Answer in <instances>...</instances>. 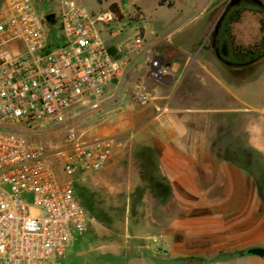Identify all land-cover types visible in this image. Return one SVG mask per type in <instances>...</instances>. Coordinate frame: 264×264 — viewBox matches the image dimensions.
<instances>
[{"label":"built area","instance_id":"2783aa9c","mask_svg":"<svg viewBox=\"0 0 264 264\" xmlns=\"http://www.w3.org/2000/svg\"><path fill=\"white\" fill-rule=\"evenodd\" d=\"M54 12L59 38L49 36L51 22L34 0L0 2V264H63L67 245L91 227L76 180L102 169L114 153L112 136L87 138L74 128L59 146L30 136L65 123L79 108H99L129 60L116 57L102 36V26L116 34L113 10L59 0ZM142 40L136 37L137 47ZM146 60L156 82L172 72L161 58ZM153 96L145 83L134 88L141 105Z\"/></svg>","mask_w":264,"mask_h":264},{"label":"rangeland","instance_id":"374dc122","mask_svg":"<svg viewBox=\"0 0 264 264\" xmlns=\"http://www.w3.org/2000/svg\"><path fill=\"white\" fill-rule=\"evenodd\" d=\"M34 1L40 14L59 10V0ZM228 1L166 0L164 5H160L158 0H79L91 12L110 10L111 5L117 3L124 16L119 18L114 11L116 19L110 26L116 30V34L111 35V31L102 26V36L116 57L135 54L143 55L145 59L147 56L158 59L170 54L173 37H183L193 44L200 41L201 27L206 26L210 18L212 22L217 11ZM169 2L173 5L169 6ZM196 12H202L198 20L192 23L184 34L178 33V26ZM246 23L236 25L234 30L239 41L250 43L258 38L261 24L254 18H248ZM243 31L248 33L245 35ZM137 36L143 39L142 47L136 46ZM211 53L212 57L217 58L213 51ZM206 54L201 42L200 59L204 60ZM163 63L167 66L165 62ZM217 63L219 62L216 61ZM209 64L215 68L213 62ZM152 69L153 67L148 69L149 73ZM171 75L172 72L161 75V81ZM235 81L236 83L232 81L233 83L228 84L232 95L227 96L224 95L226 89L218 85L217 80L210 79L207 86H201V107L213 108L216 111L212 114L213 122L223 136L221 137L225 139L230 137L229 141L233 139L232 130L237 123L238 115L222 111L228 108L244 110L246 114L240 113V116L244 117L264 113V61L259 67H253L250 74ZM121 94L128 100V84L122 87ZM120 105L104 107L102 110L91 107L79 108L76 115L65 123L30 136L44 146L62 145L71 128L83 132L87 138L110 136L109 127H112L113 122L103 117V113ZM126 136L128 131L115 137L119 140ZM232 156L235 158L233 160L235 165L247 166L249 186L264 190V162L260 160L261 157L251 151L245 156L235 149ZM121 163L123 164L119 171L108 176L111 180L107 178L106 182L95 176L94 172L76 180L78 192L89 210L91 227L84 234H76L73 241L67 245L62 258L63 264H128V245H132V241L128 240V231L147 233L149 237L145 241L154 248L157 245L172 248L176 251L175 257L178 260L187 259L191 264H204L218 257L217 253L220 250L222 254L230 255L237 251H246L251 244L264 248V207L261 218L258 214L256 218L250 215L249 210L246 217L242 218L240 212L230 211L227 206L224 222H221L219 216L217 221L207 224V214L212 209L190 200V194L183 188L180 189L178 197L174 193L175 195L171 194L170 197L163 199L153 193L151 188L155 185L153 181L142 182L141 185L131 182L134 186H128V161ZM234 173L235 177L225 178L230 188H238V171ZM59 176L62 177V174ZM128 200L132 201L130 207ZM234 205L236 209L241 208L239 211L244 208L243 203ZM90 207H93L95 217L91 215ZM218 210L221 211L220 208ZM229 221L232 222L228 224ZM255 221H260V225L253 226ZM160 238H164V241ZM233 246L236 248L235 252L225 250ZM252 257H255L254 260ZM259 258L249 254L241 260L234 257L233 261L222 264H257L255 259Z\"/></svg>","mask_w":264,"mask_h":264},{"label":"crops","instance_id":"0c3cea01","mask_svg":"<svg viewBox=\"0 0 264 264\" xmlns=\"http://www.w3.org/2000/svg\"><path fill=\"white\" fill-rule=\"evenodd\" d=\"M222 8L217 11L212 22L210 18L206 26L201 27V40L197 43L193 44L183 37H173L171 53L161 57V60L172 68V75L166 80L156 82L152 78L148 71L151 65L143 55L128 54V62L121 74L108 85L107 95L97 108L102 110L104 107L121 104L103 113V117L113 122L112 127H109V135L114 138L115 147L111 161L102 170L95 171V176L104 179V182L107 178L111 180L108 176L119 171L123 164L121 162L128 161V186L141 185L146 182L143 172L147 170V160L151 159L156 174L160 175L164 183L173 187V195L176 193L178 197L180 189L183 188L190 194V200L212 209L207 214V224L217 221L219 216L221 222H224L227 206L230 211L240 212L242 218L246 217L247 210L255 218L256 214L261 218L264 207V190L249 186L247 167L235 165V158L232 156L234 149L245 156L251 151L264 162V113L244 117L240 116V113L246 114L244 110L228 108L222 111L238 115L232 130L233 139L229 141L230 137L222 138L213 122L212 114L216 111L213 108L201 107L200 104L201 86H207L210 79L217 80L218 85L226 89L225 96L232 95L228 84L233 83L232 81L236 83L235 79L250 74L253 67H259L264 61V58H261L256 64L251 67L248 64L247 67L245 64H228L217 55L211 40ZM202 12H196L185 19L178 26V33L184 34ZM248 18L257 19L261 24L258 38L250 43L239 41L234 30L236 25L245 24ZM230 24L235 44L243 46L245 54L264 38L261 16H255L250 11H243L242 18L231 20ZM243 33L246 35L248 32ZM248 37L249 35L246 38ZM201 42L207 52L204 60L200 59ZM212 51L217 58L212 57ZM216 61L219 63L216 64ZM211 62L215 64V68L209 64ZM141 82L145 83L154 95L148 105H141L133 99V89ZM127 84L128 100L121 94L122 87ZM126 128L127 130H124ZM127 131L128 136L117 140L115 136ZM236 171L239 176L238 188H230L225 178L235 177ZM131 203L132 201L128 200V207ZM238 203H243L244 208L241 211V208L236 209L234 205ZM256 224L259 226L260 221H255L253 226ZM148 237L147 233L128 231V240L132 241V245H128V264H191L187 259L178 260L175 257L176 251L172 248H162L160 245L154 248L145 241ZM255 246L257 245L251 244L246 251L237 253H233L236 251L235 246L225 249L233 251L230 255L222 254L220 250L218 257L204 264H222L233 261L234 257L241 260L249 254L259 256L255 262L264 264V256L249 251ZM252 258L254 260L255 257Z\"/></svg>","mask_w":264,"mask_h":264},{"label":"flooded vegetation","instance_id":"af4514ba","mask_svg":"<svg viewBox=\"0 0 264 264\" xmlns=\"http://www.w3.org/2000/svg\"><path fill=\"white\" fill-rule=\"evenodd\" d=\"M245 10L254 13L255 16H261V21L264 24V8L257 0H229L222 8L216 27L213 29L211 41L215 52L223 62L234 65L245 64L247 67H251L258 60L264 58V38L245 54L243 46L235 44L230 24L231 20L242 18V13ZM50 12L54 11L51 10L45 14ZM250 63L252 64L250 65Z\"/></svg>","mask_w":264,"mask_h":264},{"label":"trees","instance_id":"16d2710c","mask_svg":"<svg viewBox=\"0 0 264 264\" xmlns=\"http://www.w3.org/2000/svg\"><path fill=\"white\" fill-rule=\"evenodd\" d=\"M158 2L160 5H164L166 3V0H158ZM168 5L172 6L173 3L169 2ZM111 9L116 12V14L119 16V18H122L124 16L117 3H113L111 5ZM47 25H48V29H49V36L51 38H55V37L59 38L61 36V29L58 25L53 24V23H48ZM146 169H147L146 172H143V178L146 182L147 181L148 182H152V181L154 182L155 185L151 186L153 193L158 197H162L163 199H165V197H167V198L170 197L171 194H173V187L170 186L169 184L164 183L162 178L160 177V175L156 174L155 170H153L154 168L152 166V160L151 159L147 160ZM77 188L78 187L76 185V189ZM260 189H262V188H260ZM77 192H78V189H77ZM85 205H86V203H85ZM86 208H87V211L89 214V210H88L87 205H86ZM90 210H91L90 211L91 215L95 217L93 207H90ZM89 217H90V214H89Z\"/></svg>","mask_w":264,"mask_h":264},{"label":"water","instance_id":"95a60500","mask_svg":"<svg viewBox=\"0 0 264 264\" xmlns=\"http://www.w3.org/2000/svg\"><path fill=\"white\" fill-rule=\"evenodd\" d=\"M257 1L262 6V8H264V1L263 0H257ZM45 18H46L47 21H49L51 23H55L56 22V14H55V12H50V13L46 14ZM249 251L252 252V253L264 256V248L262 246L252 247V248L249 249Z\"/></svg>","mask_w":264,"mask_h":264}]
</instances>
